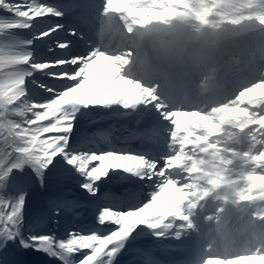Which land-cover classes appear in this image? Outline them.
Here are the masks:
<instances>
[{
  "label": "clouds",
  "instance_id": "obj_1",
  "mask_svg": "<svg viewBox=\"0 0 264 264\" xmlns=\"http://www.w3.org/2000/svg\"><path fill=\"white\" fill-rule=\"evenodd\" d=\"M81 3L34 2L33 15L70 18L90 48L86 59L113 58L130 89L106 109L148 120L156 133L142 140L151 151L135 175L151 177L163 161L160 183L184 190L169 221L176 230L144 235L164 236L154 243L176 255L155 261L140 249L139 264H264V0H145L140 7L153 11L138 15L109 0H91L86 13ZM31 44L0 41V83L12 85L0 101L24 121L44 107L24 87L32 70L46 67L30 63Z\"/></svg>",
  "mask_w": 264,
  "mask_h": 264
},
{
  "label": "snow or ice",
  "instance_id": "obj_2",
  "mask_svg": "<svg viewBox=\"0 0 264 264\" xmlns=\"http://www.w3.org/2000/svg\"><path fill=\"white\" fill-rule=\"evenodd\" d=\"M34 2L71 7L65 0H0V13H5L0 15V41L32 40L30 63L46 65L32 70L24 80L28 97L44 105L34 109L41 113L39 117L29 114L27 121L21 120L5 111L0 101V259L10 244L58 258L61 264H117L115 258L126 245L127 250L140 256L142 253L136 248L140 237L158 233L166 226L176 230V225L169 221L179 216L176 204L182 200L184 190L171 183H160L158 173L163 161L155 165L151 177L135 175L146 160V153L151 151L146 143L132 147L125 138L123 144L104 148L91 140L74 138L79 117L106 109L113 100L126 95L130 85L117 76L118 70L109 63L113 58L86 59L90 48L77 25L65 24L66 16H34ZM171 2L176 0H151L153 5ZM144 3L145 0H109L110 6L119 5L118 11L130 15L153 11L140 7ZM81 7L89 12L91 0H82ZM43 47H47L50 55L39 54ZM25 67L30 68V64ZM69 86L71 93L64 91ZM9 87L11 83H0V93ZM62 93L74 103H62ZM149 123L145 120L144 138L156 134L154 129L147 128ZM56 172L70 177L93 196L101 184L117 178L129 183L123 195L101 197L97 201L91 223L80 224L76 230H70L71 223H64L58 234L54 230H41L35 221H30L25 234L29 194L36 183L45 187L46 179ZM56 215L63 219L59 207ZM155 238L160 241L165 237ZM127 264H135V260Z\"/></svg>",
  "mask_w": 264,
  "mask_h": 264
},
{
  "label": "rangeland",
  "instance_id": "obj_3",
  "mask_svg": "<svg viewBox=\"0 0 264 264\" xmlns=\"http://www.w3.org/2000/svg\"><path fill=\"white\" fill-rule=\"evenodd\" d=\"M3 14L5 13H0V15ZM63 22L65 24H72L70 18ZM39 54L41 56L50 55L47 47H43L39 51ZM41 79L44 78L41 77ZM40 94L43 95L42 90H40ZM121 121L128 122L129 124V121L123 116L112 113L107 109L90 113L87 116H81L74 129V138L95 133L97 138H102L101 141L95 142V144L108 148L110 141L101 135L103 132L111 135ZM129 126L130 124L126 127ZM137 135L141 140L144 139L142 134ZM124 136H120V140L123 142L125 138L128 139L130 136L128 128L125 129ZM129 144L131 145V143ZM122 183L126 186L129 182L117 178L113 181V187L110 186V182L101 184L99 191L93 196L81 188L80 184L70 177L61 172H56L50 178L46 179L45 187H40L39 183L33 186L25 208V234H27L30 221H35V226L41 230H54L58 234L62 231L61 224L71 223L73 228L70 230H76L80 224L91 223L93 221V208L97 201L101 197L110 199L116 196V192L121 190ZM57 207L61 210L63 219L61 216L56 215ZM58 221L59 223H57ZM150 240L152 238L140 237L136 241V248L154 249L155 247L150 243ZM125 251H129L124 256L125 259L130 261L135 260V264H139V256L136 255L134 258H129L134 252L127 250V245ZM2 255L3 259H0V264H61L58 258L54 259L31 249L20 248L17 244H10L3 251ZM117 257L115 258L117 264H123L124 258L119 261Z\"/></svg>",
  "mask_w": 264,
  "mask_h": 264
},
{
  "label": "bare ground",
  "instance_id": "obj_4",
  "mask_svg": "<svg viewBox=\"0 0 264 264\" xmlns=\"http://www.w3.org/2000/svg\"><path fill=\"white\" fill-rule=\"evenodd\" d=\"M133 125H134V127H135V129L134 130H130V132L133 134V136L130 138V143L131 144H133V147H134V145L136 144V143H138L139 142V144L142 142V140L140 139V137L139 136H137L136 134H138V133H141V134H143V129H144V127H145V124L144 125H141V123H138V124H136V123H133ZM142 137H144V136H142ZM116 141V143H117V141H118V139L117 140H115ZM139 144H138V146H139ZM121 193H123V191L121 192ZM164 250L162 251V255H165L164 254ZM167 254H169V251H167ZM133 257V255L131 256V258Z\"/></svg>",
  "mask_w": 264,
  "mask_h": 264
},
{
  "label": "water",
  "instance_id": "obj_5",
  "mask_svg": "<svg viewBox=\"0 0 264 264\" xmlns=\"http://www.w3.org/2000/svg\"><path fill=\"white\" fill-rule=\"evenodd\" d=\"M111 185H112V181H111Z\"/></svg>",
  "mask_w": 264,
  "mask_h": 264
}]
</instances>
